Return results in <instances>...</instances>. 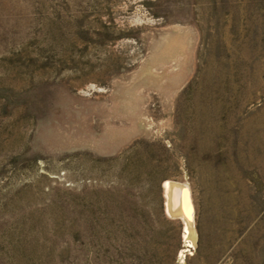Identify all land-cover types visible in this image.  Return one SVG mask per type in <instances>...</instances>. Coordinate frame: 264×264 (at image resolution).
Returning <instances> with one entry per match:
<instances>
[{
    "label": "rangeland",
    "instance_id": "1",
    "mask_svg": "<svg viewBox=\"0 0 264 264\" xmlns=\"http://www.w3.org/2000/svg\"><path fill=\"white\" fill-rule=\"evenodd\" d=\"M0 264H264V0H0Z\"/></svg>",
    "mask_w": 264,
    "mask_h": 264
},
{
    "label": "bare ground",
    "instance_id": "2",
    "mask_svg": "<svg viewBox=\"0 0 264 264\" xmlns=\"http://www.w3.org/2000/svg\"><path fill=\"white\" fill-rule=\"evenodd\" d=\"M164 183L167 214L172 218H181L184 222L187 244L181 253L183 258L184 252L188 250L187 247L194 245L197 239L195 204L191 188L187 181L167 179Z\"/></svg>",
    "mask_w": 264,
    "mask_h": 264
}]
</instances>
